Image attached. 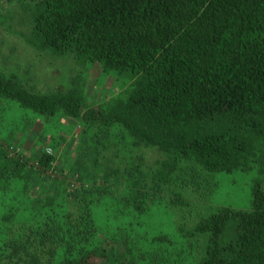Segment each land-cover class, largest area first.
<instances>
[{"label": "trees", "instance_id": "1", "mask_svg": "<svg viewBox=\"0 0 264 264\" xmlns=\"http://www.w3.org/2000/svg\"><path fill=\"white\" fill-rule=\"evenodd\" d=\"M34 7L40 51L129 69L133 80L125 97L84 108L76 86L38 91L17 73L0 71V98L40 115L76 117L84 135L69 167L59 151L66 136L32 155L0 143V202L14 194L18 200L1 218L11 235L0 245V264H183L194 255L188 246L197 234L209 241L197 264H264L260 184L251 209L219 207L176 249L163 233L142 248L130 222L113 239L99 230L93 211L103 189L122 188L119 197L141 213L159 188L187 186L185 176L264 165V0H36ZM113 131L125 146L162 151L163 165L101 168L105 151L120 143ZM172 194V204H183L181 192ZM25 197L26 220L15 230L10 222ZM229 223L233 236L219 243Z\"/></svg>", "mask_w": 264, "mask_h": 264}, {"label": "rangeland", "instance_id": "2", "mask_svg": "<svg viewBox=\"0 0 264 264\" xmlns=\"http://www.w3.org/2000/svg\"><path fill=\"white\" fill-rule=\"evenodd\" d=\"M36 0H6L3 2L0 13V71L3 73L15 72L26 83L35 86L38 91L56 90L58 87L67 89L76 86L80 91L84 108L105 105L114 97H125L131 88L133 75L129 69L106 70L102 63L84 61L66 52L54 54L51 50L40 51L35 44L39 40L33 33V13ZM35 43V44H34ZM37 55H40L38 57ZM37 57V59H36ZM72 75V77H70ZM76 75V76H75ZM74 80L71 82L70 78ZM78 83V84H77ZM82 123L78 118L61 115H40L32 109L23 107L16 100L0 98V143L11 151L21 150L27 154H36L43 145H53L55 138L67 139L60 145V158L66 167L71 166L77 156L76 149L80 144L83 133ZM114 136V131L112 132ZM113 145L105 151L106 158L103 166H113L125 169L135 163H141L144 168H159L166 159V154L156 147ZM54 137V138H52ZM47 148V147H46ZM54 151V149H53ZM137 157V159H136ZM199 172V170H197ZM202 176L184 177L187 186L182 187L175 183L171 187H163L157 191L156 198L145 212H137L131 202L123 201L119 197V190L108 182H99L104 190L99 196L100 200L93 205V211L98 221L99 230L109 237H119L123 233L119 226L122 222H130L127 230H131L132 240L148 248L154 236L161 233L167 235L172 241V249L192 240L188 236L190 230L202 217L215 212L221 206H230L235 209H251L253 189L256 184L264 187V165L253 162L248 169H235L227 171H201ZM93 180H89L91 183ZM168 185V184H167ZM181 192L183 204L171 203L172 193ZM16 194L9 195L6 204L0 202V245H3L11 232L9 223L2 220L3 213L9 205L17 204ZM120 198V199H119ZM20 202V201H19ZM22 205L18 206L19 213L10 222V226L20 228L25 221L24 210L26 197ZM120 210H126L122 216ZM132 211V212H131ZM13 223V224H12ZM18 225V226H17ZM133 229V230H132ZM125 230V229H123ZM199 240L190 242L188 249L194 253L183 264H197L207 254L209 245L208 236L204 234L193 235ZM233 236L232 224L229 223L226 232L219 236V243L228 241ZM166 244L164 242L163 246ZM191 244H194L190 247ZM137 252H140L138 250ZM175 264V263H174Z\"/></svg>", "mask_w": 264, "mask_h": 264}, {"label": "built area", "instance_id": "3", "mask_svg": "<svg viewBox=\"0 0 264 264\" xmlns=\"http://www.w3.org/2000/svg\"><path fill=\"white\" fill-rule=\"evenodd\" d=\"M46 151L49 152V153H52L53 152V149L51 147H47L46 148ZM36 165H38V162H36Z\"/></svg>", "mask_w": 264, "mask_h": 264}, {"label": "crops", "instance_id": "4", "mask_svg": "<svg viewBox=\"0 0 264 264\" xmlns=\"http://www.w3.org/2000/svg\"><path fill=\"white\" fill-rule=\"evenodd\" d=\"M37 56L40 57V55H37ZM36 59H37V57H36ZM75 76H76V75H75ZM75 76H73V79L70 78V81H71V82L74 80ZM70 77H72V75H71ZM55 89H58V87L55 88Z\"/></svg>", "mask_w": 264, "mask_h": 264}]
</instances>
